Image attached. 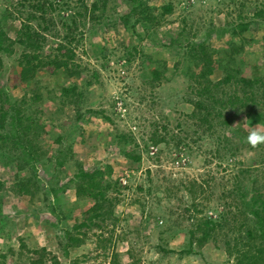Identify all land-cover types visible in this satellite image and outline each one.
Here are the masks:
<instances>
[{
	"label": "rangeland",
	"instance_id": "obj_1",
	"mask_svg": "<svg viewBox=\"0 0 264 264\" xmlns=\"http://www.w3.org/2000/svg\"><path fill=\"white\" fill-rule=\"evenodd\" d=\"M17 114L0 264H264V0H0Z\"/></svg>",
	"mask_w": 264,
	"mask_h": 264
},
{
	"label": "trees",
	"instance_id": "obj_2",
	"mask_svg": "<svg viewBox=\"0 0 264 264\" xmlns=\"http://www.w3.org/2000/svg\"><path fill=\"white\" fill-rule=\"evenodd\" d=\"M170 11V8L169 7H166V8H164V13H168ZM238 27V29L239 30H241V31H246L247 30V28H248V24L246 23V24H240V25H238L237 26ZM28 39H29V41H30V37H28ZM211 70L209 69L208 70V72H210ZM206 76V75H205ZM205 76H204V78H205ZM228 82V78L227 79H225V82ZM247 83H248V85L250 84V82H248L247 81ZM253 85H254V83H253ZM252 85V86H253ZM203 93H201V95H202ZM11 121H12V124H11V133H12V137H9L7 134H5V133H3V134H0V139L1 140H3L4 139V142H9V141H11L12 140V142L14 143V144H17L18 142L20 143V142H22L23 141V137H24V135L21 133V132H23L24 131V127H21V122H22V119H21V117H20V115H13V116H11ZM14 125V126H13ZM29 127H26L25 129H28ZM19 131V132H18ZM22 145H23V147H25L24 146V144L22 143ZM21 145V146H22ZM97 175V174H96ZM24 189V188H23ZM98 196H99V199H103V193L101 192V193H99L98 194ZM257 202V204L259 203V204H261L262 202L260 201V200H255V203ZM262 211H264V204H263V207H262ZM250 213H251V215L254 217V218H256V221H257V223H258V225H259V228H260V232H261V236L264 238V228H263V225H262V219L260 220V214H259V212L257 211V210H254V209H251L250 210ZM208 238H207V235H206V237H205V240L204 241H206ZM67 254V253H66Z\"/></svg>",
	"mask_w": 264,
	"mask_h": 264
},
{
	"label": "clouds",
	"instance_id": "obj_3",
	"mask_svg": "<svg viewBox=\"0 0 264 264\" xmlns=\"http://www.w3.org/2000/svg\"><path fill=\"white\" fill-rule=\"evenodd\" d=\"M249 143L255 145L258 142H264V134L258 132H252L247 137Z\"/></svg>",
	"mask_w": 264,
	"mask_h": 264
}]
</instances>
